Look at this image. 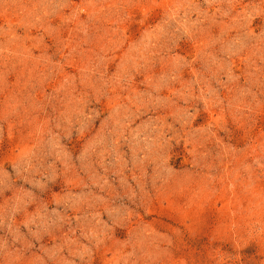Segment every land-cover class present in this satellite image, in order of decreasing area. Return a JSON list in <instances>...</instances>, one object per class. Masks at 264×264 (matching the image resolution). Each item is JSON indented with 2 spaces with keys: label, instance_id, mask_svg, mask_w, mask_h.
<instances>
[{
  "label": "rangeland",
  "instance_id": "rangeland-1",
  "mask_svg": "<svg viewBox=\"0 0 264 264\" xmlns=\"http://www.w3.org/2000/svg\"><path fill=\"white\" fill-rule=\"evenodd\" d=\"M0 264H264V0H0Z\"/></svg>",
  "mask_w": 264,
  "mask_h": 264
}]
</instances>
